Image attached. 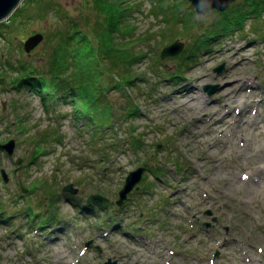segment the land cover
Here are the masks:
<instances>
[{"label":"rangeland","instance_id":"1","mask_svg":"<svg viewBox=\"0 0 264 264\" xmlns=\"http://www.w3.org/2000/svg\"><path fill=\"white\" fill-rule=\"evenodd\" d=\"M34 1L21 33L0 26V74L6 72L0 79V142L16 143L12 156L0 152V170L9 177L4 183L0 176V264H264V14L246 19L240 30L205 38L207 48L179 65L223 13L198 15L186 0H122L135 7L129 20L136 35L150 41L134 47L146 57L137 64L140 90L127 93L139 115L105 134L120 143L105 156L84 120L74 119L68 100L45 110L31 90L11 88L8 79L18 72L5 71L4 61L45 67L44 42L27 54L26 38L72 21L88 33L79 18L95 19L88 0ZM175 41L183 43L181 53L160 59ZM167 71L181 79L171 81ZM206 87L216 89L210 95ZM108 95L121 114L126 98L116 90ZM130 126L144 140L138 153L121 141ZM52 129L61 143H41L47 154L29 164L31 135ZM17 158L23 163L15 172ZM158 162L164 173L155 179L149 170L160 169ZM140 167L137 192L118 208L125 178ZM19 181L26 194L18 192ZM68 184L75 195L62 192ZM92 194L106 198L105 206L87 204Z\"/></svg>","mask_w":264,"mask_h":264},{"label":"trees","instance_id":"2","mask_svg":"<svg viewBox=\"0 0 264 264\" xmlns=\"http://www.w3.org/2000/svg\"><path fill=\"white\" fill-rule=\"evenodd\" d=\"M88 2L95 13V19L87 23L85 15L82 14L79 18L80 22L88 27V33L80 29L79 22L72 21L67 25L64 24L66 27L48 31L43 35L44 70L38 71L37 65L30 63H18V67L8 61L3 63L5 71L10 68L9 70L16 69L18 72L16 77L11 76L8 79L12 84L11 88L31 90L40 96L45 110L50 106L53 109V103L68 100L72 106L74 119L77 122L84 120L86 132L92 134L91 142L94 145L101 144L100 151L102 150L103 155L106 156L108 151L115 150L120 143L107 141L104 138L105 134H112L115 126L121 129V125L126 124L130 117L139 115L138 106L133 104L131 95L128 96L127 93L140 90L137 85V82L141 81L138 79L137 64L146 57V52L136 51L134 47L140 41L147 42L150 39L146 34L136 35V28L130 25V13L135 11V7L132 8L122 0H88ZM24 3L25 5L17 8L10 16L7 24L0 23L9 34L21 33L22 24L29 20L26 8L31 4L36 5L37 2L26 0ZM50 7L43 6L41 12L49 10ZM84 7L81 9L86 11ZM263 14L264 0H243L229 7L221 14L223 18L218 25L212 27L211 33L196 38L191 45L192 49L188 48L181 56L182 62L179 65L195 58L193 56L197 50L202 52L207 48L205 38L223 36L226 30H240L243 21L248 18L259 19ZM2 34L0 31L1 37ZM201 40L203 41L200 42ZM5 73L0 74V79ZM21 73H23L22 77ZM168 73L171 81L181 79L179 72ZM111 90L120 92L126 98V105L121 108V114L114 110V104L108 95ZM130 128L128 135L121 141L124 140L134 153H138L143 148L144 140L141 134L136 133L135 127L130 126ZM59 134V130L52 129L31 135L30 139L34 147L29 164H34L39 156L47 154V146L41 143L60 144ZM171 163L174 169L178 167L176 160ZM158 167L160 169L149 170L155 179H160L164 173L163 166L159 162ZM40 185L48 190L47 196H51V200H54L52 189L45 185V181H40ZM94 206L100 208L105 206V203H95Z\"/></svg>","mask_w":264,"mask_h":264},{"label":"water","instance_id":"3","mask_svg":"<svg viewBox=\"0 0 264 264\" xmlns=\"http://www.w3.org/2000/svg\"><path fill=\"white\" fill-rule=\"evenodd\" d=\"M187 1L194 7L196 14L202 16L205 15L207 12L214 10L217 12H225L228 9V7L235 2V0H187ZM19 3L20 0H0V22L6 19L8 16H10V14L14 11V9H16ZM43 38H44L43 35L40 33L29 36L22 43L24 52L29 54L43 41ZM182 50H183V43L175 41L169 46L162 49L160 58L163 60L168 57H175L176 55L181 53ZM221 70L222 67L217 69V72H220ZM204 89L206 93L211 95L216 89V87L215 88L206 87ZM3 110H4V105H3ZM15 146H16L15 140L11 139L5 144L0 143V151H4L7 155L12 156L14 154ZM21 163H22L21 158H17L15 160V164L18 166L15 172L21 169ZM143 171L144 169L140 167L128 173L127 177L125 178L123 188L118 193V200L116 201V204L118 206H122L124 204V201L127 199L128 194L131 193L132 190L135 188V186L140 182ZM0 174L3 182L8 183L9 178L7 173L2 169L0 171ZM18 191L20 194H26L28 190L23 186L22 183H19ZM63 192H69L75 195L77 193V190L74 189L71 184H68L63 188ZM105 200H106L105 198L99 195H91L89 196L87 202L88 203L92 201L103 202ZM105 264H117V262L111 263L110 261H108Z\"/></svg>","mask_w":264,"mask_h":264},{"label":"bare ground","instance_id":"4","mask_svg":"<svg viewBox=\"0 0 264 264\" xmlns=\"http://www.w3.org/2000/svg\"><path fill=\"white\" fill-rule=\"evenodd\" d=\"M225 103H227V104H225V105H229L230 103H228V102H225ZM183 105L186 107V105H187V110H188V107H189V109L191 110V109H193V106H191V104H188V103H184L183 102ZM195 107V106H194ZM192 112V111H191ZM184 115H187V113H184ZM218 123H220V122H217V124H216V126L218 125ZM218 128H220L219 126H218ZM264 178V177H263ZM260 179V178H259ZM262 182H264V180H262Z\"/></svg>","mask_w":264,"mask_h":264}]
</instances>
